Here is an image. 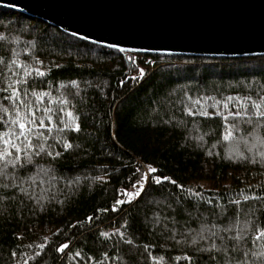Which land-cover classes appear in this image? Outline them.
Segmentation results:
<instances>
[{"label": "trees", "instance_id": "trees-1", "mask_svg": "<svg viewBox=\"0 0 264 264\" xmlns=\"http://www.w3.org/2000/svg\"><path fill=\"white\" fill-rule=\"evenodd\" d=\"M0 35V55L46 71V77L30 84L51 93L48 99H68L81 125L79 132L44 130L52 146L48 150L61 155L45 153L34 157L31 171L17 170L16 183L32 199L18 188H0V264H264V257L253 255L264 252V238L256 240L264 231V163L234 152L228 158L236 145L223 139L225 121L216 109L207 107L208 118L185 111L193 107L188 97L264 96V55L121 52L2 5ZM0 71L11 75L4 64ZM229 123H238V135L251 143V125ZM259 131L264 135V129ZM200 135L203 141L196 138ZM63 141L72 148L65 150ZM248 146L238 145L245 157L264 147L249 152ZM149 165L157 173L145 190L113 211L120 190L130 189ZM156 175L170 180L155 184ZM0 183L8 180L0 178ZM241 190L249 200L229 203ZM36 197L44 198L37 203ZM226 227L232 230L224 232ZM202 228L226 239L205 231L206 238L197 237L193 244ZM117 229L123 238L113 234ZM237 235L243 238L231 239ZM65 243L69 247L57 251ZM226 246L235 251H223Z\"/></svg>", "mask_w": 264, "mask_h": 264}, {"label": "water", "instance_id": "water-1", "mask_svg": "<svg viewBox=\"0 0 264 264\" xmlns=\"http://www.w3.org/2000/svg\"><path fill=\"white\" fill-rule=\"evenodd\" d=\"M0 5L126 50L264 55V0H0Z\"/></svg>", "mask_w": 264, "mask_h": 264}, {"label": "snow or ice", "instance_id": "snow-or-ice-1", "mask_svg": "<svg viewBox=\"0 0 264 264\" xmlns=\"http://www.w3.org/2000/svg\"><path fill=\"white\" fill-rule=\"evenodd\" d=\"M4 37L0 35V39ZM109 47L119 48L121 52L126 51L124 48H120L118 44L109 45ZM135 51V50H130ZM129 60L132 61L131 56ZM135 64V61H132ZM0 64H4L5 68L8 69L10 76L6 75L3 71H0V78L3 82H0V178H6L8 183H0V188L12 187L13 189L18 188L21 193L28 196L29 199L33 198V194H29L28 190L20 184L16 183L18 172L17 170H23L24 172L31 171L29 166H34L36 161L34 157L42 156L47 154L52 157H59L61 153L59 151L53 152L48 149L52 146L48 144V137L45 136L46 130L48 133L56 131L57 133L65 132H79L81 131V125L78 122L80 117L75 114L71 109V102L64 98L58 97L55 100L48 99L51 93L47 91H36L37 86L30 84V81H34L37 78L46 77L48 73L40 67H29L25 63L15 60H5L0 55ZM15 67L17 71H12V67ZM22 72V75H21ZM140 75L143 74L142 68L138 69ZM137 77H133L135 79ZM72 86L78 88L76 81H71ZM65 87V85H61ZM31 89V91L29 90ZM47 99V104L45 101ZM188 99L193 104V107H186V114L189 116L199 115L204 118H208L210 113L207 111V107L216 109L215 115L221 116L225 121V129L223 139L226 141L234 142L236 146L229 149V159L232 158L234 152L241 159H251L253 163H264V147H261L255 152L252 157H245L240 152L238 145L243 142L246 146L249 145V140L246 136L238 135L240 127L238 123H229V120L243 122L247 125L252 126L253 139L248 146V151L252 152L253 149H257V145L264 146V135L259 130L264 129V96L253 98L252 96L245 97H234L227 96L223 100H216L213 97H202L193 100L191 97ZM208 101H213L211 105H208ZM52 104H57L59 107L54 109L51 107ZM232 108H229V105ZM227 111V115L221 112L220 106ZM199 108V111L196 108ZM58 121V123H57ZM206 135V134H205ZM198 140L203 141L204 135L196 137ZM61 141H58V143ZM215 146V145H213ZM63 147L65 150L72 148V144L67 141H63ZM208 155H212L211 151ZM43 171V170H41ZM51 170H49L50 172ZM136 172L139 173L140 169L137 168ZM157 173V169L148 166L147 171L143 173L139 180L132 185L134 191H127V189L120 190V196L127 197V200L118 198L112 206V210L116 211L117 206L123 205L124 203H131L136 197H139L145 190V185L149 182L152 174ZM39 175V173H37ZM31 176L27 177V180H32ZM79 178H77L78 180ZM96 180H103V177H94ZM170 180V177L163 175H156L153 179L155 184H162L164 181ZM172 184H176L175 180H171ZM32 187L31 184L28 185ZM195 195L203 196L201 193H195ZM44 197H36L37 203ZM253 199H262L261 197H252ZM241 199L244 201L249 200V196L244 195L243 190L239 194V198L230 200L229 203L239 205ZM212 201L209 200L208 203ZM107 211V209H105ZM91 221L92 217L88 218ZM213 228L215 225L212 226ZM231 228H224V232L231 231ZM211 232V237H217L224 241L226 238L220 236L218 232L211 231V229L202 228L197 232L196 236L193 237L192 243H197V237L199 239H205L204 232ZM113 234H119L123 238V233H120L117 229ZM100 236L110 238L108 232L101 231ZM242 235L232 237L233 240H241ZM264 238V231H260L259 235L256 236V240ZM131 244L132 241H126ZM39 248L43 249L44 244H39ZM69 245L67 243L62 244L57 251L64 252ZM147 247V246H146ZM212 249L220 251L216 244L212 245ZM225 252H234L235 248H228L227 246L223 249ZM16 255V253H13ZM71 255V254H70ZM76 256H80V252L75 253ZM149 255H151L149 253ZM247 255V253H244ZM253 255L264 257V252L253 253ZM155 260V258H153ZM163 260V257H160ZM179 259V258H177ZM190 259V258H188ZM23 264H28V260H24ZM242 264V262H238Z\"/></svg>", "mask_w": 264, "mask_h": 264}, {"label": "rangeland", "instance_id": "rangeland-1", "mask_svg": "<svg viewBox=\"0 0 264 264\" xmlns=\"http://www.w3.org/2000/svg\"><path fill=\"white\" fill-rule=\"evenodd\" d=\"M127 191L131 192V191H134V189H133V187H131L130 189H127ZM120 198L125 199V200L127 199V197H122V196Z\"/></svg>", "mask_w": 264, "mask_h": 264}]
</instances>
